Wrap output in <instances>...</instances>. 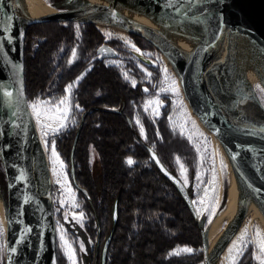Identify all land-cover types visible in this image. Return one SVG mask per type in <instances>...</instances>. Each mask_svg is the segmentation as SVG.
Returning <instances> with one entry per match:
<instances>
[{
    "label": "water",
    "instance_id": "95a60500",
    "mask_svg": "<svg viewBox=\"0 0 264 264\" xmlns=\"http://www.w3.org/2000/svg\"><path fill=\"white\" fill-rule=\"evenodd\" d=\"M150 1L160 5L169 2ZM51 6L58 10L57 14L29 20L22 14L17 0H0V36L4 35V29L10 25L7 35L11 37V43L6 38L0 40L3 45L0 50V84L4 85L3 90L13 93L10 98L11 107H0V159L7 205L5 245L9 249H17L16 253L10 250L4 252V264H58L51 186H48L43 199L38 196L36 186V148L39 139L28 107L24 80L27 29L39 24L73 23L104 14L114 27L145 40L158 50L179 75L192 113L223 147L234 172L254 195L264 217V131H261L264 128V109L258 102L240 100L236 110L230 112L212 92L203 66V61L208 57H216L224 64L229 62L230 36L237 30L243 31L264 51V0H202V3L191 6L188 0H182L181 10L196 12L209 27L205 44L189 61L164 38L124 19L114 8L91 5L66 10ZM97 54L99 61L116 57V53L106 45L101 46ZM5 60L10 63H5ZM14 65L19 67L15 68ZM6 99L9 98L0 94V104ZM12 111H16L15 117L10 115ZM79 134L80 130L74 139L69 174L74 189L88 197L75 179L73 154ZM149 156L160 174L177 189L195 214L184 184L163 166L152 150H149ZM117 222L118 199L111 209V229L101 250L100 264H106L108 247ZM202 254L204 264H211L207 257L206 240L203 242Z\"/></svg>",
    "mask_w": 264,
    "mask_h": 264
},
{
    "label": "trees",
    "instance_id": "16d2710c",
    "mask_svg": "<svg viewBox=\"0 0 264 264\" xmlns=\"http://www.w3.org/2000/svg\"><path fill=\"white\" fill-rule=\"evenodd\" d=\"M49 24L27 29L24 80L28 103L63 97L65 87L79 75V67L84 66L64 69L75 44L74 34L69 25L57 27L56 23ZM49 26H52L51 29ZM87 27L84 39L87 47L95 52L103 39L91 25ZM140 45L143 49L152 48L142 40ZM113 48L116 54L127 53L118 42ZM140 63L145 66L143 60ZM93 65L91 73L74 92V104L82 106L76 112L77 124L74 129L56 137V150L70 164L73 141L80 130L73 159L77 184H86L90 188L91 201L80 196L83 198L87 228L92 230L93 238L97 237L98 230L101 240L108 236L111 209L118 199V222L106 264H204L202 250L206 234L196 215L156 166L148 163L147 147L156 142L161 163L176 176L171 151L173 141L178 138L168 130L166 114L162 119L150 120L140 112L141 103L151 93V87L146 90L138 82L133 89L123 80L119 69L105 67L97 60ZM135 110H138L145 133L149 135L147 140L139 136L133 122L132 127L127 123ZM156 133L160 135L158 140ZM90 148L95 151L101 168L98 177L101 196L98 198L86 163ZM178 151L185 159L186 154ZM127 157L135 158V165L122 166L121 162ZM79 161L83 163L81 174L76 166ZM117 163L119 170L114 166ZM227 189L225 185L222 206L226 203ZM187 191L192 199L190 190ZM178 247L191 248L193 253L190 257L167 260L168 254ZM238 264H254L251 249L244 253Z\"/></svg>",
    "mask_w": 264,
    "mask_h": 264
},
{
    "label": "rangeland",
    "instance_id": "374dc122",
    "mask_svg": "<svg viewBox=\"0 0 264 264\" xmlns=\"http://www.w3.org/2000/svg\"><path fill=\"white\" fill-rule=\"evenodd\" d=\"M44 1L46 2V4H49L51 6L49 0ZM53 1L60 2V4L62 5L65 3L66 0ZM69 7L71 8L65 9L72 10L74 6L70 5ZM46 24L49 23H45L44 25ZM56 24L57 25L55 26L57 27H65L69 25V28H71V30L73 31L75 38V44L73 48L76 49L77 55L75 58H73L71 50V53L65 62L64 69L69 70L76 65H82L81 63L88 62L82 68L79 67L81 75L78 77L83 78V76L92 68V63H94V61L96 60L94 51L89 50L84 39L85 32L88 29L87 25H92L95 31L101 35L103 42L116 41L120 45H122L125 50H127V53L119 54L118 58L106 60L105 65L106 67L115 66V68L119 69L122 74L123 80L125 82H128L133 87V82H135V86L139 82L144 89L151 87V93L148 97H145L143 99V102L141 103L140 112L142 115H144L150 120L162 119L164 114H166L165 121L168 130L170 131L173 137L178 138L176 141H173L172 144L173 150L177 153H175L173 150L171 151L172 161L176 169V177L179 178L180 181L184 184V186L191 192L192 207L197 217L198 224L202 227L206 234L205 240L208 246V232L216 222L219 215L222 213V210L225 208L224 205H221L224 187L226 185L227 188H229L231 183V176L235 172L223 147L206 129H204V127L199 123L195 115L192 113L185 99L177 74L172 68V66L168 64L169 62L164 58V56L153 47L147 49L146 51L140 49L139 52L135 51V49H138V47L136 46V43L131 40L130 35L127 32L114 27L112 24H105L106 26H97L87 22L84 23L83 20H76L71 24ZM51 27L52 26H49L50 29ZM77 30L79 31V38L77 36ZM125 41H129L130 43H126ZM132 45L135 46V49L132 47ZM136 58H144L145 60L143 61L145 62V66L137 62ZM69 59H73L72 64L68 63ZM164 69H166L167 71H163ZM132 70L134 71V73H138L140 76L137 81L134 80V77L130 75ZM125 74L127 75V79L125 78ZM81 79H79V82L81 81ZM173 80L176 81V88L178 89V92L175 93L171 91V81ZM75 81H77V79ZM75 81L70 84H73ZM78 83H76L71 90L69 101L70 111L68 114V120L66 121V127L55 134L49 132V135L46 138L49 142V146L47 148L45 147V138L42 135V129L37 124L36 117L33 115L31 109V104L36 100H33L28 103V107L37 130L38 138L42 146V151L45 156L46 165L48 164L47 167L49 168L51 174V198L54 213L56 254L58 264H71V261H69V259L61 248V242L59 239L61 233L58 230L61 227L63 228L66 239L71 244L72 248L75 250L77 264H95V260L93 259V257L95 256L93 250L95 246V238H93L92 236L90 238V236L85 230V224L87 219L85 217L83 209V198L72 186L69 174L70 164L69 162L67 163L66 161H64L60 156L59 161L54 163L51 155V141H55L56 149V137L65 133V131L74 129L77 124L76 112H78L80 108L73 104V97L74 92L78 88ZM153 86L155 87V90H152ZM253 92V101L258 102L264 109V85L260 84L259 82L253 83ZM39 100L58 102L60 98H48ZM151 101H159V104L149 103ZM49 107L52 108V112L48 114L50 119H47L44 122L51 123L53 124V126H55L59 122V113L56 111L55 103H50ZM137 112L138 110H135L134 113H132L131 119L140 133L141 128H143V135H141L144 138V125L142 123V119L140 118V114H138ZM178 150H180L182 154H186L185 159L187 160H185L184 157L181 156ZM127 160L128 159L122 161L121 165L130 167L135 163L131 159L133 163L129 165L127 163ZM190 160H192L191 165ZM60 161L63 162V168L60 167ZM221 162H223V166ZM86 163L91 175L90 182L95 185L98 198L101 196L99 193L100 188L98 182V177L101 168L99 165L98 157L95 151L91 148L88 150V158L86 157ZM181 165H183V168L186 169V172L184 173V176H186L187 178L186 184L184 176L181 175ZM76 166L79 167L78 173L81 174V172H83V163L79 161L77 162ZM114 166L116 170H119L118 163ZM54 168L56 169L55 173L53 171ZM198 175L200 176V179H197ZM213 176H215L216 178V182L214 185L209 183V181L212 180ZM58 180L60 181L59 183L57 182ZM205 188H208L210 199L205 198ZM69 189H71V191H69ZM0 193L2 196L1 199L3 207L6 212L7 205L5 193V179L1 159ZM201 199L205 200V204L200 203ZM62 200L64 201L63 206H61ZM194 201L195 203H193ZM73 203L77 204L78 207H72ZM205 205H208V207H205ZM81 212L84 213V217L81 221L77 222V219L75 217H79V214ZM228 226H230L231 235H229V240L227 244L218 255V264H230L231 254L229 250L233 249V242L237 241V238L241 235L242 230H244L245 228L248 229L249 240L254 235L256 228H258L261 234L264 235V228L259 222V220L254 219L247 213L243 215L239 220L237 218L234 221V216H229L227 219L222 220L218 228L216 229L214 236L217 234H221L223 231H226ZM81 243H83L85 249L83 252L79 250ZM0 245H5V235L0 236ZM182 248L185 247H178L174 250H179ZM248 249H251L252 260L254 264H260V260L256 259V256L259 254L258 248L254 244L249 243L248 247L244 250V253ZM174 250H172L170 253H172ZM234 252L235 250H233L232 254H234ZM170 253L167 256V260L190 257L193 251L191 253L181 252L179 255H170ZM241 258L242 257L237 260L236 264L240 262ZM0 264H4V252L0 253Z\"/></svg>",
    "mask_w": 264,
    "mask_h": 264
},
{
    "label": "bare ground",
    "instance_id": "6f19581e",
    "mask_svg": "<svg viewBox=\"0 0 264 264\" xmlns=\"http://www.w3.org/2000/svg\"><path fill=\"white\" fill-rule=\"evenodd\" d=\"M83 1L88 2L90 6H108L116 9L124 19L164 38L187 61L200 50L209 36L207 23L192 10L187 11L185 15L183 10L178 13L174 10L175 7L156 4L150 0ZM17 2L22 14L29 20L48 18L58 13L56 8L46 4L44 0H17ZM83 21L102 26L111 25L110 19L104 14H97L83 19ZM230 43V58L227 64L221 63L216 57H208L203 61V66L212 92L230 112H233L240 100H254L253 83L259 82L264 85V51L252 38L239 30L231 34ZM177 77L180 82L178 74ZM47 166L41 143L38 141L35 177L40 199L45 197L48 186H51V174ZM1 198L0 193V224L4 226V236L7 207L5 212ZM246 213L254 219H258L264 228V217H262L260 204L254 195L246 189L236 173H233L227 191L225 208L208 232L207 257L211 264H218V255L231 235L230 226H228L226 231L214 236L220 222L229 216H234L235 221Z\"/></svg>",
    "mask_w": 264,
    "mask_h": 264
},
{
    "label": "snow or ice",
    "instance_id": "6c2138e0",
    "mask_svg": "<svg viewBox=\"0 0 264 264\" xmlns=\"http://www.w3.org/2000/svg\"><path fill=\"white\" fill-rule=\"evenodd\" d=\"M189 6H191L192 4L196 3H202V0H188ZM175 5L174 10L176 12H181V6H182V0H169L168 4L166 5L167 7H173ZM184 14H187V10H185ZM115 15V14H113ZM11 19V18H9ZM8 28H10V25L8 26ZM8 28L4 29V35L0 36V40L2 39H7L9 43H11V37L7 35V31ZM106 35H110V34H106ZM77 36L79 38V31L77 30ZM126 43H130L129 41H125ZM132 47L135 49V46L132 45ZM3 45L0 44V50H2ZM135 51L139 52V49H135ZM77 55V51L75 48L72 49V57L75 58ZM5 63H10V61L5 60ZM69 64L73 63V59H69L68 61ZM15 68H18L19 65H14ZM163 71H167L166 69H164ZM82 77H78L77 81H75L73 84H69L65 87L64 92L66 95H64L62 98H60V100L58 102H50L47 100H39L37 99L36 101H34L31 104V109H32V113L33 115L36 117V121L37 124L41 127L42 129V135L45 138L44 139V143H45V147L47 148L49 146V142L47 141V136L49 135V132L55 134L58 133L61 129L66 127V121L68 120V114L70 111V106H69V101H70V95H71V90L72 88L75 86L76 83L79 82V79H81ZM125 78L127 79V75L125 74ZM133 85L135 86V82H133ZM4 89V85L0 84V94L3 95V97L5 98H9L6 99L4 101L3 104H0V107H11V100L10 98L13 96V93L11 91H6L3 90ZM171 91L178 92V89L176 88V81H171ZM22 94V93H21ZM50 103H55V107H56V111L59 113V117L58 120L59 122L53 126V124L51 123H46L44 122L47 119H50L49 117V113L52 112V108L49 107ZM149 103H156L159 104V101H151ZM77 107H79L77 105ZM16 111H12L10 113V115L12 117L16 116ZM143 128H141V134L143 135ZM261 131H264V128L261 129ZM51 155L53 158L54 163L59 161V155L56 152L55 149V141H51ZM155 158V157H153ZM232 159H235V156L232 157ZM127 163L129 165H131L133 163V161L131 160V158H129L127 160ZM222 166H223V162ZM60 167L63 168V162L60 161ZM181 175L184 176V173L186 172V169L183 168V165H181ZM54 173L56 172V169H53ZM197 179H200V176H197ZM184 180H185V184L187 183V178L186 176H184ZM58 183L60 182L59 180L57 181ZM216 182V178L215 176L212 177V180L209 181L210 184H215ZM69 191H71V189H69ZM205 192V198H209V191L208 188H205L204 190ZM74 199V197H73ZM27 202V201H26ZM195 203V201L193 202ZM201 204H205V200L201 199L200 201ZM64 201H61V206H63ZM72 207H78L77 204L73 203ZM205 207H208V205H205ZM214 210V209H213ZM199 212V209H198ZM84 217V213L81 212L79 214V217H75L77 219V222L81 221ZM60 231V242H61V248L64 251L65 255L67 256V258L69 259V261H71V264H77V260H76V254H75V250L72 248L71 244L68 242V240L66 239L65 233L63 231V228L61 227L60 229H58ZM4 233V226L2 224H0V236H2ZM19 242V241H18ZM249 243L254 244L257 248H258V252L259 254L256 256V259L260 260V264H264V235L261 234L260 230L258 228L255 229L254 235L252 236V238L249 240L248 239V229L245 228L244 230H242L241 235L237 238V241L233 242V249H230V264H236L237 260H239L240 257H242L244 255V250L248 247ZM11 253H16L17 249L15 247H11L9 249L8 245H0V253H3L5 251H9ZM81 252H83L84 249V245L83 243H81L80 245V249ZM233 250H235L234 254ZM193 251V249L191 248H182L179 250H174L172 253H170V255H179L181 252H186V253H191Z\"/></svg>",
    "mask_w": 264,
    "mask_h": 264
},
{
    "label": "flooded vegetation",
    "instance_id": "af4514ba",
    "mask_svg": "<svg viewBox=\"0 0 264 264\" xmlns=\"http://www.w3.org/2000/svg\"><path fill=\"white\" fill-rule=\"evenodd\" d=\"M49 3L50 4H52V5H54V6H56V7H58V8H60V9H65V8H71V7H69L70 5H73L74 7H73V9L72 10H75V9H80V8H86V7H90V5H89V3L88 2H86V1H83V0H66L65 1V3L64 4H59V3H57V2H54L53 0H49ZM66 4V5H65ZM65 24H71V23H65ZM94 25H97V26H102V25H99V24H94ZM88 26V25H87ZM92 26V25H91ZM130 35V37H131V40L132 41H134L135 43H136V46L138 47V49H140V50H144V51H146L147 49H143L142 48V46L140 45L141 44V40L142 41H145V40H143V39H140V38H138V37H136V36H134V35H131V34H129ZM116 41H110V42H103L102 41V43L100 44V46L99 47H97L96 48V50H95V57H96V60L98 61V62H102L104 65H105V61L106 60H112V59H103L102 61H99L98 60V58H99V55L97 54V50L101 47V46H103V45H106V46H108L109 48H111L114 52H115V50H114V43H115ZM146 42V41H145ZM149 44V43H148ZM150 45V44H149ZM151 46V45H150ZM74 47V46H73ZM121 47L123 48V46L121 45ZM151 47H153V46H151ZM154 48V47H153ZM73 49V48H72ZM124 49V48H123ZM90 50V49H89ZM92 50V49H91ZM71 53V52H70ZM116 53V52H115ZM118 55L119 54H116V57L115 58H118ZM115 58H113V59H115ZM136 60H137V62H139L140 63V60H145L144 58H136ZM144 62V61H143ZM88 62H84V63H81L82 65L84 64V66L87 64ZM145 63V62H144ZM94 63H92V68L83 76V78L81 79V81L78 83V85L91 73V71L93 70V68H94V65H93ZM141 64V63H140ZM80 65V64H79ZM134 65V64H133ZM142 65V64H141ZM77 66V65H76ZM105 67H106V65H105ZM107 67H109V66H107ZM112 67H115V66H112ZM127 69V68H126ZM129 69V68H128ZM81 75V73H79V75L78 76H80ZM132 77H134V80H136L137 81V79H136V75L138 76V77H140L139 76V74L138 73H134V71L132 70V72H131V74H130ZM78 76L76 77V79L78 78ZM75 79V80H76ZM74 80V81H75ZM132 86V85H131ZM137 86V85H136ZM136 86H132V88L133 89H135V87ZM153 89L155 90V87L153 86ZM64 95H65V92H64ZM73 99H74V97H73ZM74 102V101H73ZM74 104V103H73ZM75 106H80V108L82 107L81 105H79V104H74ZM132 119L130 120V119H127V123H128V125H129V127H132ZM133 125H135L134 123H133ZM137 128V127H136ZM138 130V129H137ZM138 132H139V130H138ZM139 136H142L141 135V133L139 132ZM147 136H149L148 134H146L145 133V136H144V138L143 139H146L147 140ZM155 136H156V139L158 140L159 138H160V135L159 134H155ZM149 150H152L157 156H158V158H159V154H158V152H157V150H156V142H153V143H151V144H149V146L147 147V154H148V156H149ZM129 158H131L135 163H136V160H135V158H133V157H127V158H125L124 160H126V159H129ZM123 160V161H124ZM159 160H160V158H159ZM135 163L133 164V165H135ZM148 163H153L152 162V160L150 159V156H149V159H148ZM154 164V163H153ZM132 165V166H133ZM164 166V165H163ZM131 167V166H130ZM75 179H76V175H75ZM79 185V184H78ZM79 187L81 188V189H83V190H85L86 192H87V194H88V197H86L84 194H82L81 192H79V191H77L76 189V191L79 193V194H81L85 199H87L88 201H91V196H90V190H89V188H88V186L86 185V184H82V185H79ZM74 188V187H73ZM86 227H88V224H87V221H86V224H85V230H86V232H87V234L90 236V238H91V236H92V234H93V232H92V230H90V229H87ZM112 241V240H111ZM104 242H105V238L104 239H102L101 240V238H100V234H99V230L97 231V237L95 238V246H94V254H95V256L93 257V259L95 260L94 262H95V264H100V261H101V250H102V247H103V245H104ZM111 243V242H110ZM110 246V245H109ZM108 249H109V247H108ZM97 253H99V258H97ZM107 254H108V251H107ZM93 261V260H92ZM106 262H107V257H106Z\"/></svg>",
    "mask_w": 264,
    "mask_h": 264
}]
</instances>
